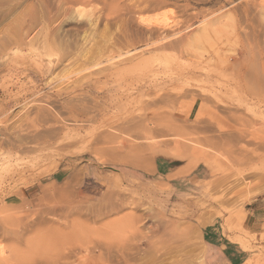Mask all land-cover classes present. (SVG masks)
Masks as SVG:
<instances>
[{
  "label": "rangeland",
  "instance_id": "obj_1",
  "mask_svg": "<svg viewBox=\"0 0 264 264\" xmlns=\"http://www.w3.org/2000/svg\"><path fill=\"white\" fill-rule=\"evenodd\" d=\"M4 101L0 264H264V0H0Z\"/></svg>",
  "mask_w": 264,
  "mask_h": 264
},
{
  "label": "crops",
  "instance_id": "obj_2",
  "mask_svg": "<svg viewBox=\"0 0 264 264\" xmlns=\"http://www.w3.org/2000/svg\"><path fill=\"white\" fill-rule=\"evenodd\" d=\"M3 98L6 99V95H4ZM7 106L8 104L4 101L0 106V113L5 112ZM156 169L158 173L163 175H167L170 172L169 169L161 171L160 169H162V167L159 165H156ZM258 212V209H253L250 214L252 215L251 218L256 217ZM203 240L210 254V261H208V264H234L237 262L239 255L234 249L236 247L228 240L220 227L215 225L205 227L203 230Z\"/></svg>",
  "mask_w": 264,
  "mask_h": 264
},
{
  "label": "bare ground",
  "instance_id": "obj_3",
  "mask_svg": "<svg viewBox=\"0 0 264 264\" xmlns=\"http://www.w3.org/2000/svg\"><path fill=\"white\" fill-rule=\"evenodd\" d=\"M244 62V61H243ZM245 63V62H244ZM239 64V63H238ZM91 118V117H90ZM164 120V119H163ZM151 121V120H150ZM149 122V121H148ZM159 124V123H158ZM172 125V124H171ZM161 126H162V124H161ZM175 128V127H174ZM150 129H151V127H150ZM162 129V128H161ZM164 129V128H163ZM162 129V130H163ZM167 129V128H166ZM172 130V129H171ZM179 130V129H178ZM69 255V254H68ZM56 259V258H55ZM59 259V258H58ZM63 259V258H62ZM118 260V259H117ZM51 261H52V259H51ZM52 262H56V261H52Z\"/></svg>",
  "mask_w": 264,
  "mask_h": 264
}]
</instances>
